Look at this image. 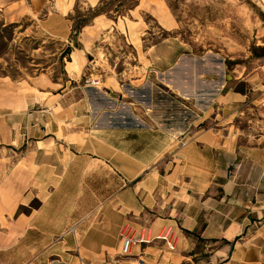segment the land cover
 I'll return each instance as SVG.
<instances>
[{"label": "crops", "instance_id": "0c3cea01", "mask_svg": "<svg viewBox=\"0 0 264 264\" xmlns=\"http://www.w3.org/2000/svg\"><path fill=\"white\" fill-rule=\"evenodd\" d=\"M38 8L0 0V17ZM31 78L0 74V264H264V179H248L255 167L240 168L218 116L245 99L253 78L221 87L181 145L149 120L123 119L111 74L92 87ZM125 224L153 234L170 225L176 246L153 237L123 254Z\"/></svg>", "mask_w": 264, "mask_h": 264}, {"label": "rangeland", "instance_id": "374dc122", "mask_svg": "<svg viewBox=\"0 0 264 264\" xmlns=\"http://www.w3.org/2000/svg\"><path fill=\"white\" fill-rule=\"evenodd\" d=\"M263 1L39 0L34 14L13 21L0 17V74L36 81L31 77L47 72L52 81L70 79L80 87L94 86L89 79L97 76L103 86L111 74L123 119L149 120L180 145L194 116L210 101L218 105L221 87H230L237 76L251 77L245 99L218 116L235 136L240 168L255 167L248 179H256L255 171L264 179ZM67 45L80 54L63 55Z\"/></svg>", "mask_w": 264, "mask_h": 264}, {"label": "built area", "instance_id": "2783aa9c", "mask_svg": "<svg viewBox=\"0 0 264 264\" xmlns=\"http://www.w3.org/2000/svg\"><path fill=\"white\" fill-rule=\"evenodd\" d=\"M92 81L97 83L98 79L94 78ZM119 235L121 238L120 252L123 254L129 253L134 244L147 242L153 237L162 238L167 246L171 249L175 248L176 246L175 234L170 225L163 227L158 233L153 234V232L146 226L133 227L131 225L125 224L123 227H121Z\"/></svg>", "mask_w": 264, "mask_h": 264}, {"label": "trees", "instance_id": "16d2710c", "mask_svg": "<svg viewBox=\"0 0 264 264\" xmlns=\"http://www.w3.org/2000/svg\"><path fill=\"white\" fill-rule=\"evenodd\" d=\"M102 6H103V1H101L99 3V5L95 8V12H98V10H100ZM70 51H71V46L67 45L66 48H65V50L63 51V53H64L63 55L68 54Z\"/></svg>", "mask_w": 264, "mask_h": 264}, {"label": "bare ground", "instance_id": "6f19581e", "mask_svg": "<svg viewBox=\"0 0 264 264\" xmlns=\"http://www.w3.org/2000/svg\"><path fill=\"white\" fill-rule=\"evenodd\" d=\"M186 62V61H185ZM188 62H189V60H188ZM192 63H190V65H191ZM213 64V63H212ZM216 64V63H215ZM217 66V65H216ZM219 66H220V64H219ZM222 66V65H221ZM190 67H192V66H190ZM189 68V67H188ZM193 68V67H192ZM191 79H193V78H191ZM194 80V79H193ZM193 80H190V82L191 81H193ZM205 84V83H204ZM211 87H212V85H211ZM179 91V90H178Z\"/></svg>", "mask_w": 264, "mask_h": 264}, {"label": "water", "instance_id": "95a60500", "mask_svg": "<svg viewBox=\"0 0 264 264\" xmlns=\"http://www.w3.org/2000/svg\"><path fill=\"white\" fill-rule=\"evenodd\" d=\"M229 75V74H228ZM174 85L175 86H178V81L176 80L175 82H174ZM180 86V85H179ZM181 89H182V85H181V87H180ZM188 89V88H187Z\"/></svg>", "mask_w": 264, "mask_h": 264}]
</instances>
